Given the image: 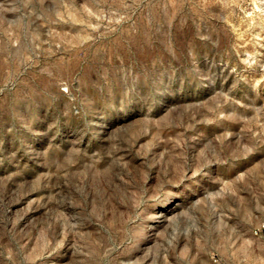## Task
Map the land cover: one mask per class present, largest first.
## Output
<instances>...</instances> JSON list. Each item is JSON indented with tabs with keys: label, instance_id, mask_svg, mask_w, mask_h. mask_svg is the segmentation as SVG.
I'll return each mask as SVG.
<instances>
[{
	"label": "rangeland",
	"instance_id": "1",
	"mask_svg": "<svg viewBox=\"0 0 264 264\" xmlns=\"http://www.w3.org/2000/svg\"><path fill=\"white\" fill-rule=\"evenodd\" d=\"M0 264H264V0H0Z\"/></svg>",
	"mask_w": 264,
	"mask_h": 264
}]
</instances>
